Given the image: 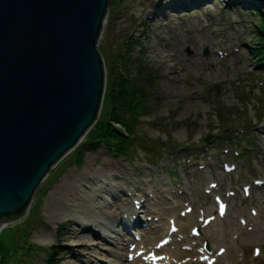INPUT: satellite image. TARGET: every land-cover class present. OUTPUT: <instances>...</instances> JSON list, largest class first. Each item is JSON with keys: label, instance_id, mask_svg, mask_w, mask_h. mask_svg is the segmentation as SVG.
Instances as JSON below:
<instances>
[{"label": "rangeland", "instance_id": "374dc122", "mask_svg": "<svg viewBox=\"0 0 264 264\" xmlns=\"http://www.w3.org/2000/svg\"><path fill=\"white\" fill-rule=\"evenodd\" d=\"M155 1L111 0L98 43L106 86L135 83L149 101L146 115L136 125L138 141L131 156L114 157L102 146L87 152L80 165L75 163L76 149L65 156L40 184L25 216L0 225V264H64L61 254L66 245L61 237L73 225V216L91 213V204L95 212H101L93 216L113 231L92 225L85 228L90 237L94 232L96 241L94 251H88L92 256L85 254V264H141L146 260L145 236L162 229L167 242L159 246L181 254L175 264H210L212 250L223 247L219 245L226 235L215 232L211 221L195 228L190 215L197 212V219L201 213L211 220L222 214L219 204L213 205L217 192L210 189L215 183L227 195L233 220L248 223L242 231L250 234L258 227L249 218L256 223L260 214L264 221L260 200L264 193L253 191L254 185L264 184V5L250 0H209L179 11L173 23L165 20L159 26L148 20ZM208 37L216 39L213 47L204 41ZM176 38L181 45L177 46ZM171 44L176 48L170 54L180 59L174 69L165 70L157 52L170 49ZM195 61L202 63V69L194 67ZM164 74L181 78L178 93L165 94ZM108 110L110 104L103 102L98 122ZM204 175L207 181L202 183ZM65 184L71 191L66 196L70 201L58 195ZM155 196L159 204L149 205ZM139 198L146 199L142 205L137 204ZM72 203L77 208L69 206ZM116 203L129 206L130 215L139 216L141 222L123 230V214H117ZM211 209L218 212L213 215ZM54 212L61 215L51 219ZM128 218L124 214L125 223ZM242 231L235 227L228 235L239 236L238 244L232 237L229 241L235 264H264V227L262 239L248 240V246H242ZM148 255L157 264L167 257L161 248ZM230 260L223 257L224 264ZM69 262L79 264L74 257Z\"/></svg>", "mask_w": 264, "mask_h": 264}, {"label": "water", "instance_id": "95a60500", "mask_svg": "<svg viewBox=\"0 0 264 264\" xmlns=\"http://www.w3.org/2000/svg\"><path fill=\"white\" fill-rule=\"evenodd\" d=\"M110 2L0 0V225L25 216L51 169L98 122Z\"/></svg>", "mask_w": 264, "mask_h": 264}, {"label": "bare ground", "instance_id": "6f19581e", "mask_svg": "<svg viewBox=\"0 0 264 264\" xmlns=\"http://www.w3.org/2000/svg\"><path fill=\"white\" fill-rule=\"evenodd\" d=\"M206 1L208 2L209 0H157L150 5L151 10H150V15L148 16V20L150 21L151 24L158 23L159 26L164 25L165 20L166 21L170 20L171 21L170 24H171V23H173L172 18L175 17L179 11L187 10L190 7L196 8L197 6H199L200 4H202ZM231 1H233V0H231ZM255 3H257V2H255ZM229 4L231 6L233 3L230 2ZM208 33H210L212 35L211 27L208 28ZM204 41L209 42L211 44V46L213 47L214 43L216 42V39L214 37H212V38L208 37V38L204 39ZM201 42H203V40H201ZM176 43H177V46L181 45L182 42L180 41V38H176ZM169 48L170 49H168V47H167L164 52H161L160 50H159V52H157L158 58L160 59V62L162 63L161 66L164 67L165 70L174 69L178 65L177 63H178V60L180 59V57L175 59L173 57V54H170V51L173 50L174 48H176L175 44H171L169 46ZM214 61H217L216 57H214ZM195 66L199 69H202V67H203V65L200 61H195L194 67ZM210 67L214 68L215 67L214 63H211ZM181 72L186 73V71L184 69ZM177 75H180V73H178ZM163 77H164V79H166V83H167V86L164 88V90H166L165 94L171 96V95H174L175 93H178L180 88H179V85L177 82L181 81V78H179V76H176V78L171 77L168 74H164ZM207 141L208 140L206 139V142ZM212 168H213V166L210 169H212ZM224 169H226V168H224ZM205 181H207V178L204 175L201 179V182L203 183ZM263 183H264V181H263ZM221 186H222L221 184L215 183V186H211L210 191H213V192L216 191L217 192V196H216V199L213 201V205L217 206V204H219L218 207L223 209L222 214L219 215L218 217L215 216L216 218H214V219L208 220L206 217L200 215L201 214L200 213L199 218L197 219L196 215H195L197 212H194L195 209L192 207L190 212L191 213L194 212V213H192V215H190V219H191V223H193V226L195 228H199V229H201L205 223H210V221L215 222L213 224V227L215 228L214 229L215 232H217L218 234L221 233L222 236L226 235V237H223V244L219 245V246H223V247L214 248L212 250L211 255L213 256V259H212V262L210 264H224V261H223L224 256L231 259L226 264H235L236 258L234 256L233 246H232V243L229 241L232 237V240H235V242L238 244L239 236H237L236 233H233V235H231V237L229 238L228 235L233 231V228H235V227H237L238 231L240 229L242 231V228L244 225L245 226H249V225L246 222L244 224L242 221L240 223L239 219L237 221L233 220V216L229 214V211H230L229 208L231 206L229 205V202L227 201V195L224 192H222ZM104 191L111 193V194L113 192L112 190H109L107 188H104ZM253 191L264 193V184L260 183V184L254 185ZM70 193H71V191H70L69 186H67L65 184L60 189V192H58V195L62 196L63 198L65 197V200L70 201L69 199L66 198V196L70 197V195H71ZM207 194H209V193L207 192ZM145 200L146 199L141 200L139 198V199H137V201L140 203H137V204L142 205L144 203L143 201H145ZM159 200H160V198L158 196H155V200L154 199L148 200V204L149 205H152L154 203L159 204V202H158ZM260 200L262 201L261 205L264 206L263 197ZM73 202H75V201H73ZM116 205H117V214L119 216L121 214H123L122 215L123 220L121 219V225L122 224L125 225L124 214H126L132 218V219L128 218L131 220L132 223H134L135 221H138V223L141 222V218L139 216L133 218L130 215V213L131 214H133V213H132V210L129 206L123 205V204L118 205V203H116ZM69 206L77 208V205L75 206V205H73V203ZM133 207H135V201L133 202ZM90 208H91L90 214H85L82 211V213H80V216H73V218H75L73 225H70L68 227V231L61 237L62 243L64 245H66V247L63 248L64 249L63 254H61V258L63 259L64 264H75L74 262H69V259L73 258V257L76 258V260L79 262V264H85L84 263L85 254L92 256V252L88 253V251H94V245L96 244V241L93 238L94 232L91 233L92 237H90L88 234L86 235V233L84 232L86 227H88L89 225L90 226L92 225L94 227L105 228L110 233H112V231H113L112 227L104 225L102 222L98 221V219L93 216L96 214L100 215L101 212H99V211L95 212L92 204H91ZM99 208L100 207H98V209ZM147 208L149 210H152L153 214L158 213L161 215V213H162L158 210L155 211L154 208H151V207H147ZM133 212H135V211H133ZM210 212H212V214L214 215L218 212V210L211 209ZM60 213L61 212L51 213V219H56L57 216L61 215ZM107 216L110 217V214H108ZM156 216H158V215H156ZM155 219L160 221L159 217L151 218V220H155ZM216 219H218V220L216 221ZM249 219H250V224H253V225L258 226V227L256 228V230L253 233H250V234L242 231V238H243L242 242H244V243H242V246H248L247 245L248 240L259 241L260 239H262V227H264V221L261 218V215L260 214L258 215V217H257L258 222H256V223H251V222H253V219L252 218H249ZM176 225H177V223H176ZM77 226H78V228L82 229L80 232L77 231ZM123 230H125V229L123 228ZM170 231H172V229H171V227L168 226L167 232L170 233ZM145 237H146V242H147L144 245L145 248L147 249V253L145 254L146 260L143 259L141 264H157V262H154L155 258L153 257V261L150 260L151 257L149 258L148 254L150 252H155L159 248H161L162 252L167 254V257L160 260V262H158V264H175L176 263L175 261L181 257V254H179V253L169 251L166 248L159 246L161 241L162 242L166 241V236H165V232L163 229H162L161 233L157 232V231H151L150 230L148 232V235ZM211 238L205 237L204 239L208 240ZM156 239L159 241H156ZM174 240L176 241V239H174ZM212 241H215V240H212ZM172 242L174 243L173 240H172ZM79 245L84 246V247H82V248H84L83 252H80ZM71 246H73V247H71ZM65 253H67L68 256H66ZM90 264H94V262H90ZM108 264H110V263H108Z\"/></svg>", "mask_w": 264, "mask_h": 264}, {"label": "trees", "instance_id": "16d2710c", "mask_svg": "<svg viewBox=\"0 0 264 264\" xmlns=\"http://www.w3.org/2000/svg\"><path fill=\"white\" fill-rule=\"evenodd\" d=\"M264 41V29L261 34ZM264 47V45H263ZM264 54V53H263ZM126 84L125 81L107 84L104 101L110 104L101 122H97L84 141L73 152L75 163L82 164L87 152L95 150L98 146L104 147L114 157L131 156V150L137 143L136 125L141 115H146L149 101H146L141 86ZM226 138L223 140L226 143ZM17 221V220H15ZM53 257V254H51Z\"/></svg>", "mask_w": 264, "mask_h": 264}]
</instances>
